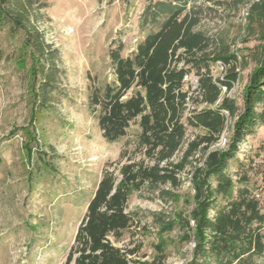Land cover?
Returning <instances> with one entry per match:
<instances>
[{
	"label": "trees",
	"instance_id": "16d2710c",
	"mask_svg": "<svg viewBox=\"0 0 264 264\" xmlns=\"http://www.w3.org/2000/svg\"><path fill=\"white\" fill-rule=\"evenodd\" d=\"M46 3L0 0V32L21 36L17 65L25 67L29 61L33 81L38 77L41 109L57 84L56 50L38 25ZM186 4L154 0L141 29L149 22L156 28L126 56L123 43L114 41L108 50L112 80L89 88L88 107L106 141L123 137L138 118L134 154L141 157L135 160L123 150L121 156L128 159L118 175L103 171L63 264H135L130 256L138 246L122 248L110 239L120 241L138 222V214L127 210L130 192L144 184L178 187L185 178L192 188L191 210L172 218L157 215V233L178 228L184 240L194 242L186 264H264V170L260 182L242 161L233 173L228 171L241 142L264 125V21L263 43L238 105L228 92L239 82L242 57L230 44L195 30L199 18L186 11ZM261 4V10L250 8V17H264V0ZM217 62L224 67L220 76L211 72ZM190 73L197 76L191 93L185 80ZM228 127L225 147H212ZM189 128L197 131L191 138L186 136Z\"/></svg>",
	"mask_w": 264,
	"mask_h": 264
},
{
	"label": "rangeland",
	"instance_id": "374dc122",
	"mask_svg": "<svg viewBox=\"0 0 264 264\" xmlns=\"http://www.w3.org/2000/svg\"><path fill=\"white\" fill-rule=\"evenodd\" d=\"M153 1L47 0L38 25L46 43L56 50L57 84L48 93L50 103L42 100L46 104L42 109L39 79L33 81L29 61L25 67L17 65L21 36L0 32V264H63L103 171L118 175L128 159L121 156L123 150L135 160L141 157L134 154L138 118L123 137L108 142L88 107V95L93 84L101 86L113 78L108 50L114 41L123 43L126 56L146 32L156 28L149 22L141 29L143 15ZM261 1L187 0L186 4V11L199 18L195 30L214 42L230 44L242 57L239 82L228 92L238 105L263 43L264 17L249 16L253 5L262 9ZM223 69L220 62L211 65L214 76H220ZM196 82L197 76L190 73L186 79L189 93ZM195 132L189 128L187 138ZM229 135L230 127L212 147L224 148ZM240 161L250 165L249 174L260 182L264 125L241 142L228 171L233 173ZM191 196L186 178L178 187L144 184L131 191L127 210L138 214V222L120 241L112 237L111 241L122 248L138 246L130 256L135 264H186L194 242L184 240L178 228L160 235L153 218L188 214Z\"/></svg>",
	"mask_w": 264,
	"mask_h": 264
},
{
	"label": "built area",
	"instance_id": "2783aa9c",
	"mask_svg": "<svg viewBox=\"0 0 264 264\" xmlns=\"http://www.w3.org/2000/svg\"><path fill=\"white\" fill-rule=\"evenodd\" d=\"M188 76L185 77V80L187 79Z\"/></svg>",
	"mask_w": 264,
	"mask_h": 264
}]
</instances>
